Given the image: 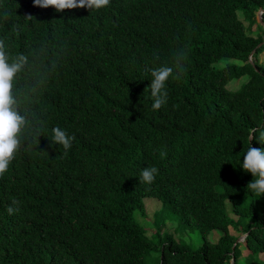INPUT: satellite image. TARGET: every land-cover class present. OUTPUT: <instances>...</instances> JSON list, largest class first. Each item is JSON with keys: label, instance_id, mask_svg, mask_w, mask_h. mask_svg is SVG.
Wrapping results in <instances>:
<instances>
[{"label": "trees", "instance_id": "obj_1", "mask_svg": "<svg viewBox=\"0 0 264 264\" xmlns=\"http://www.w3.org/2000/svg\"><path fill=\"white\" fill-rule=\"evenodd\" d=\"M259 8L264 24V0H110L62 12L0 0V40L10 59H29L14 92L32 125L0 177V264H264V196L241 167L250 130L264 126ZM161 66L174 75L153 110L147 88ZM57 126L75 136L67 155L51 142ZM153 166L154 182L140 183ZM145 197L158 202L150 218ZM134 212L152 228L158 218L196 230L198 248L157 227L146 236Z\"/></svg>", "mask_w": 264, "mask_h": 264}, {"label": "clouds", "instance_id": "obj_2", "mask_svg": "<svg viewBox=\"0 0 264 264\" xmlns=\"http://www.w3.org/2000/svg\"><path fill=\"white\" fill-rule=\"evenodd\" d=\"M110 0H33L36 7L47 9L54 8L57 12L66 9L86 8L90 10H100L109 6ZM26 18H33L28 16ZM29 64V59L24 54H17L14 58L9 57L6 52V45L0 40V177L8 170L10 163L15 159L22 140L26 135V130L32 129L31 122L26 114H22L20 103L14 92V81L17 75L23 72ZM177 71L175 78L180 75V57H176ZM172 67L161 66L151 70V83L147 89H150L153 98V110H159L167 103V82L173 77ZM36 133L35 143L38 145L39 130L33 129ZM52 144L62 145L67 155L75 139L74 135H69L65 129L59 126L52 128ZM257 140L264 144V126H258L250 130L248 136L249 147L242 160V169L251 173L253 180L247 185V189L258 196H264V148H255L251 146V140ZM162 157L166 153L161 154ZM158 169L156 167H145L141 170L139 182L152 184L156 178ZM13 204L18 205L19 201L13 199ZM16 210L13 207L7 209L9 214Z\"/></svg>", "mask_w": 264, "mask_h": 264}, {"label": "rangeland", "instance_id": "obj_3", "mask_svg": "<svg viewBox=\"0 0 264 264\" xmlns=\"http://www.w3.org/2000/svg\"><path fill=\"white\" fill-rule=\"evenodd\" d=\"M243 24L246 25L245 22H243ZM255 31H256V25H255V23H253L249 28V33L254 34ZM241 80L242 79L229 81L226 84V88H228L230 90L235 89L239 85ZM143 205H144L145 215L147 216V218H150L153 211L158 207V202L154 198L145 197V198H143ZM136 213L134 212L133 216H135L139 225L146 227L147 230L144 233L146 236L149 235V233L152 229H155L157 227L160 229V232L164 231L166 233H170L175 241L182 243L188 249L195 250L196 248H198V246L200 244V236L196 230H191V231H188L186 229L177 230V229H175V226H174L175 221L172 220L173 221V224H172V222L170 220H165L163 222V220H160L158 218L156 219V223H154L155 228H152V227H150L149 224H147V218L140 217ZM218 234H219L218 231H215V230L210 231L209 234L207 235V238L211 242H214L217 239ZM241 236H242V234L238 236V242L242 241V239L244 237V236H242V237ZM240 248H241V255L244 256L247 253V251H245V249H243L242 247H240ZM261 258H262V256L258 255L255 257V259H253V260L250 259L249 262L254 263V262H256V259L259 260ZM223 264H231V262L229 260L227 263L224 262Z\"/></svg>", "mask_w": 264, "mask_h": 264}, {"label": "water", "instance_id": "obj_4", "mask_svg": "<svg viewBox=\"0 0 264 264\" xmlns=\"http://www.w3.org/2000/svg\"><path fill=\"white\" fill-rule=\"evenodd\" d=\"M263 11V8H259L257 11H256V21L259 22L261 25H263L264 27V24L261 22L260 20V14L261 12ZM242 236H244V234H242ZM241 236V237H242ZM238 241V238L236 239V242Z\"/></svg>", "mask_w": 264, "mask_h": 264}]
</instances>
